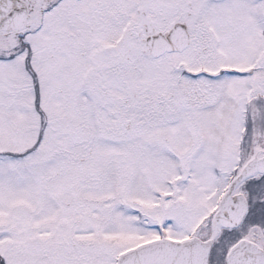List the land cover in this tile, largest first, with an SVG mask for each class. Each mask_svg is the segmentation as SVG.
<instances>
[{"label": "snow or ice", "instance_id": "1", "mask_svg": "<svg viewBox=\"0 0 264 264\" xmlns=\"http://www.w3.org/2000/svg\"><path fill=\"white\" fill-rule=\"evenodd\" d=\"M0 264H264V0H0Z\"/></svg>", "mask_w": 264, "mask_h": 264}]
</instances>
